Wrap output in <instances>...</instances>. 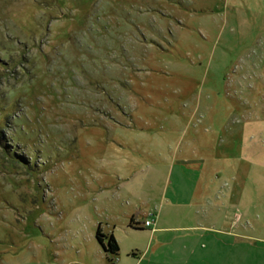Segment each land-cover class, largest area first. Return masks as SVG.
Wrapping results in <instances>:
<instances>
[{
	"label": "rangeland",
	"instance_id": "374dc122",
	"mask_svg": "<svg viewBox=\"0 0 264 264\" xmlns=\"http://www.w3.org/2000/svg\"><path fill=\"white\" fill-rule=\"evenodd\" d=\"M179 154L234 232L264 235V0H0V264H130L134 196L204 206Z\"/></svg>",
	"mask_w": 264,
	"mask_h": 264
},
{
	"label": "crops",
	"instance_id": "0c3cea01",
	"mask_svg": "<svg viewBox=\"0 0 264 264\" xmlns=\"http://www.w3.org/2000/svg\"><path fill=\"white\" fill-rule=\"evenodd\" d=\"M188 155L175 156L178 162L176 166L173 164L171 169L176 167L177 176L180 180L183 179L186 185L184 197L188 198L187 205L196 203L194 198L198 197L201 200L199 203L204 206L186 207L179 205L178 199H174L170 206H161L157 212L145 211L142 209L143 203L149 199L134 196L133 199L137 201H133L130 210L124 212L126 221L129 224L139 223L137 216L140 213L141 215L152 213L154 223L148 226L146 241L139 247H131L125 253L130 252L131 256H126L132 260L130 264H261L258 260L257 262L250 260L248 263L251 255L247 249L240 247L248 244L249 239L264 243V235L252 237L247 232L233 231V220L227 221L226 217L230 207L211 205L214 193L211 186L213 178L204 172L195 171L198 172L202 168L200 161L202 158H189ZM185 169L189 171L187 177L184 174ZM129 197L132 198V195L129 194ZM161 198L166 200L165 195ZM201 210L203 214L200 215ZM189 213L197 215L193 218L194 223H184ZM261 227L260 231H263L264 224ZM216 234L225 236L221 238ZM116 260L117 264H124L121 256Z\"/></svg>",
	"mask_w": 264,
	"mask_h": 264
},
{
	"label": "trees",
	"instance_id": "16d2710c",
	"mask_svg": "<svg viewBox=\"0 0 264 264\" xmlns=\"http://www.w3.org/2000/svg\"><path fill=\"white\" fill-rule=\"evenodd\" d=\"M95 236L106 254H118L119 245L112 233H103L100 226H98L95 232Z\"/></svg>",
	"mask_w": 264,
	"mask_h": 264
},
{
	"label": "built area",
	"instance_id": "2783aa9c",
	"mask_svg": "<svg viewBox=\"0 0 264 264\" xmlns=\"http://www.w3.org/2000/svg\"><path fill=\"white\" fill-rule=\"evenodd\" d=\"M148 216H149V218L147 217V218L143 221V226H145V227H148V226H150L151 224L154 223V217H153V214L150 213Z\"/></svg>",
	"mask_w": 264,
	"mask_h": 264
}]
</instances>
